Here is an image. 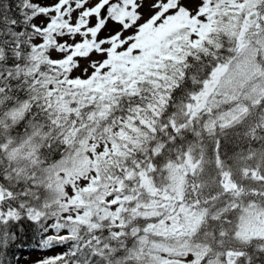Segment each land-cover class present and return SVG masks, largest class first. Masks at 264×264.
Returning <instances> with one entry per match:
<instances>
[{"label": "snow or ice", "instance_id": "obj_1", "mask_svg": "<svg viewBox=\"0 0 264 264\" xmlns=\"http://www.w3.org/2000/svg\"><path fill=\"white\" fill-rule=\"evenodd\" d=\"M264 264V0H0V264Z\"/></svg>", "mask_w": 264, "mask_h": 264}, {"label": "rangeland", "instance_id": "obj_2", "mask_svg": "<svg viewBox=\"0 0 264 264\" xmlns=\"http://www.w3.org/2000/svg\"><path fill=\"white\" fill-rule=\"evenodd\" d=\"M39 256V253L37 251H34L33 249L22 259L24 264H27V261L35 259Z\"/></svg>", "mask_w": 264, "mask_h": 264}, {"label": "trees", "instance_id": "obj_3", "mask_svg": "<svg viewBox=\"0 0 264 264\" xmlns=\"http://www.w3.org/2000/svg\"><path fill=\"white\" fill-rule=\"evenodd\" d=\"M32 250V248L28 247L27 245H25L24 248L20 249L19 251H17L16 255L21 259H22Z\"/></svg>", "mask_w": 264, "mask_h": 264}]
</instances>
